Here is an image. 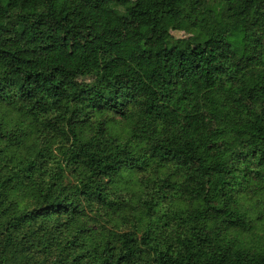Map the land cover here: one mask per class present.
<instances>
[{
	"label": "trees",
	"instance_id": "16d2710c",
	"mask_svg": "<svg viewBox=\"0 0 264 264\" xmlns=\"http://www.w3.org/2000/svg\"><path fill=\"white\" fill-rule=\"evenodd\" d=\"M261 199L264 0H0V264H264Z\"/></svg>",
	"mask_w": 264,
	"mask_h": 264
},
{
	"label": "rangeland",
	"instance_id": "374dc122",
	"mask_svg": "<svg viewBox=\"0 0 264 264\" xmlns=\"http://www.w3.org/2000/svg\"><path fill=\"white\" fill-rule=\"evenodd\" d=\"M149 21V20H148ZM173 35L176 38H181L184 37V33H180V32H174ZM158 43V48H162L163 42L161 39L157 40ZM137 46L135 47H131L129 49H124V55L125 56H132L137 52ZM252 201V209L254 211H259L260 209H262V212L258 213L259 217H257V213L254 215L255 217V233L257 235V237L252 236L250 238V244H255V243H259V244H264V200L261 199L260 201H256V200H251Z\"/></svg>",
	"mask_w": 264,
	"mask_h": 264
}]
</instances>
